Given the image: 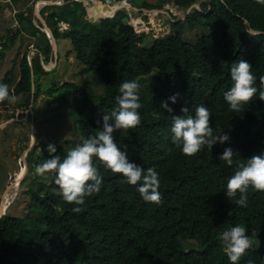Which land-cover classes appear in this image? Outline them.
<instances>
[{"label": "trees", "instance_id": "1", "mask_svg": "<svg viewBox=\"0 0 264 264\" xmlns=\"http://www.w3.org/2000/svg\"><path fill=\"white\" fill-rule=\"evenodd\" d=\"M100 1L115 4V0ZM197 3L199 9L193 7L184 19L171 15V31L149 49L143 46L147 35L138 34L124 21L128 18L125 9L110 15L99 8L104 17L91 23L88 31L79 29L71 16L86 15H78V2L71 1L51 13V19L58 17L71 24L64 35L73 44L68 55L75 52L83 70L99 77L104 91L95 95L93 86L87 85L88 93L86 88L77 90L73 83L65 85L63 88H72L61 94L47 90L48 96L66 105L79 102L78 111L90 104V98L97 99L90 104L87 118H76L75 129L82 142L102 130L104 114L118 107L122 82L136 81L141 123L117 130L114 139L122 151L126 149L130 162L157 171L163 202H145L137 190L139 185H129L122 175L96 161L102 175L100 191L87 197L82 211L76 213L72 210L75 205L63 199L53 172L51 181L25 191L32 197L25 217L6 213L0 218V264H231L219 237L237 225L245 227L249 236L255 233L252 247L237 264H264V191L250 187L246 207L236 204L239 193L233 198L225 194L237 163L264 153V101L257 93L237 112L224 100L233 83L231 65L240 59L252 66L254 86L260 88L264 0H137L133 6L150 11L173 4L189 10ZM21 14L19 20L25 18ZM184 22L197 32L193 44L182 38ZM60 34L56 32V36ZM47 44L43 51L49 54ZM37 71L46 73L41 66ZM19 74L13 93L32 97V71L26 56ZM13 76L9 70L0 83L11 86ZM40 87L36 82L35 101L42 94ZM174 95L177 100L172 103ZM162 102L177 116L182 107L194 112L196 106H206L214 135L224 132L229 141L217 142L211 149L205 146L193 156L183 154L172 143V121L161 108ZM53 144L58 155L66 156L68 145ZM229 147L238 154L232 166L220 160ZM37 156L33 168L50 158L48 152ZM52 189L58 195L49 191Z\"/></svg>", "mask_w": 264, "mask_h": 264}, {"label": "clouds", "instance_id": "2", "mask_svg": "<svg viewBox=\"0 0 264 264\" xmlns=\"http://www.w3.org/2000/svg\"><path fill=\"white\" fill-rule=\"evenodd\" d=\"M126 2L131 4L128 0H124V7ZM230 76L233 83L225 92L224 100L230 106L231 111H240L241 106L248 104L257 93L259 99L264 101V76L260 77V88L258 89L254 86L256 77L252 72V66L247 61L240 59L233 63ZM119 91L121 95L116 98L118 107L111 114H104L102 130L68 150L63 158L57 154L56 146L49 144L47 151L50 158L37 165L35 169L40 175L47 172L56 173L55 183L63 199L75 205L73 212H81L86 198L100 191L102 175L96 161L101 162L111 172L122 175L129 185H139L137 190L145 202L154 204L163 202L159 192L160 178L157 171L151 167L145 170L130 162L126 149L122 151L115 142L114 133L117 130L132 129L141 123V116L138 112V109L142 107L139 102L140 85L134 80L125 81L122 82ZM16 99V94L10 93L9 85L0 83V103L4 101L15 103ZM170 99L172 103H175L177 96L174 95ZM26 108L24 107L19 112V115L22 114L25 117V122L28 116L27 112L23 111ZM161 108L170 114L172 143L181 147L183 154L187 156L196 155L205 146L211 149L217 142L223 144L230 139L224 132L214 135V129L210 126L211 113L204 105L196 106L194 112L190 111L188 106L182 107L179 116L172 115L174 109L169 107L167 102H162ZM20 119L22 120L21 117ZM34 146L35 143L31 149ZM30 151L25 154L26 173L28 171L27 156ZM235 155L238 154L231 147L225 148L220 160L232 166ZM226 187L225 194L228 198L236 197L239 193L236 204L241 207L247 206V193L250 187L256 191H264V153L254 154L246 160L241 159L237 163V170L228 179ZM254 236L255 233L249 236L246 228L240 225L229 227L221 232L219 238L231 264H237L246 251L252 247Z\"/></svg>", "mask_w": 264, "mask_h": 264}, {"label": "rangeland", "instance_id": "3", "mask_svg": "<svg viewBox=\"0 0 264 264\" xmlns=\"http://www.w3.org/2000/svg\"><path fill=\"white\" fill-rule=\"evenodd\" d=\"M47 2H55V0H46ZM129 1V0H128ZM136 4L137 0H130ZM129 1V2H130ZM155 2V0H151ZM48 2V3H49ZM119 2V1H118ZM130 2V3H131ZM31 3V6L33 7V1H29V4ZM115 5H119L117 1L115 0ZM198 4V3H197ZM125 7H120V9L117 8V12L119 10L125 9L128 14V18H125V22L131 24L132 26L137 27V23L135 24L134 21H140L141 28H136L135 31L138 34H146L147 37L143 42V46L147 49L151 48L158 38L164 37V35L168 34L171 31V15L177 16L178 19H184L185 15L189 12L192 11V9L187 10L183 8H177L173 4H166L161 10H150V11H145L142 9H139L129 3H124ZM130 6V7H129ZM17 9V8H16ZM50 12L52 11L50 8H46L43 10L44 12ZM97 11V10H95ZM8 14L7 18L5 20H2V23H4V26L8 24L9 26H12L10 31H6V34H3L0 32V43L5 42L3 45V48L9 47L11 45L10 40H11V35L14 32V30L18 29V24L15 20L16 15L18 17V13L16 15L11 14V11ZM95 14H91L92 16L89 17H83V18H76V16L71 14L73 16L74 21L76 24H78L79 29L82 31H88L91 22V17H96L94 19L95 22H98L100 20L101 13L95 12ZM114 13H111L113 15ZM109 15V14H107ZM136 19V20H135ZM142 29V30H141ZM197 32L191 31L188 29V25L186 22L183 23L182 26V38L184 39L185 42L193 44L196 42L197 37H196ZM28 39H24L22 43L20 42L19 44L13 45L10 48H13L11 52H9V55H12L13 61L11 66L6 64L7 67H16V64H18V58L15 57V52L14 49L19 48V46L25 45L27 46V51L29 50V46L31 43L26 42ZM21 41V40H20ZM58 47H59V67L58 65L55 66L58 69H55L53 65H48L50 67H46L47 69H52L51 71H54L51 73H48L47 76H41V87L42 89V94L40 97L37 98V100H34V90L33 88V95L32 97H29V95L26 96V94H18L16 95L17 99L13 107L16 106H25L27 108H30V105L33 109L32 113L29 112L28 114V120L26 121V124L22 125L25 130H28V132L24 135L26 136L23 138L25 139V145H22L20 148H17L15 154L18 156H23L24 152H26L33 143H30L32 137V132H31V126L33 124L34 128V137H35V142L37 143V147L32 148L30 153H29V169L26 173V175L23 177L21 180L22 182L19 183V186L17 189H12L13 182L15 181V177L17 179V173L20 171V167H17V160L13 158L14 151H13V145L11 142V137L13 135V127H9V137L4 136V132L2 129H0V207L3 202V197L5 193L7 195H10V199H12V203L7 209L6 213L11 214L14 216H21L25 217L27 213V208L28 205H30L31 202V196L26 194V190L28 188H34L38 189L40 186V183H44L47 181H51L53 177V172H47L43 175L37 174L35 171V167L33 168V164L35 163V160L37 161L36 158H38L37 155L43 156L46 155L47 151V146L49 144L57 143L61 146H67L65 147L68 151L70 148L75 147L77 144L82 143L80 135L77 133L75 129V122L77 121L76 118L82 117V118H87L90 114V104L97 102V99L95 98H90V104L84 107V109H81L78 111V104L79 102H76L72 104V101H68V105L62 103V102H57L55 101L54 98H50L47 94V90L53 91L54 94H61L63 91H69L72 87L71 86H66L67 84H73L75 83L77 85V90L84 89L86 88V91L89 93L90 89L87 87V85H91L94 87V90L92 91L93 94L95 95H100L104 91V87L102 82L100 81L99 77L96 74L92 73H87L83 70L84 65L77 61L74 60V58H71V56L65 55V52L71 53L70 47H71V39L70 38H64L63 35H59L58 39ZM21 47V46H20ZM5 54V52H4ZM2 55V54H1ZM4 56V55H2ZM2 57H0V60ZM22 61V59H20ZM7 67H4V62L0 65V80L4 77V75L7 73ZM11 68V69H12ZM12 69L14 72L13 76V85L10 88V93H13V89L15 85L19 81V72L16 69ZM38 72V71H37ZM18 73V74H17ZM35 86V84H34ZM32 103V104H31ZM1 107L5 110H8L9 107L11 106L12 103H9L8 101H4L3 103H0ZM25 107V108H26ZM22 108V109H23ZM21 109V110H22ZM26 111V110H24ZM23 111V112H24ZM13 115V113L9 112H0V124L1 126H5L6 124L8 125L11 120H9ZM11 125V124H9ZM24 133V132H23ZM22 136V135H21ZM20 139V138H18ZM35 149V150H34ZM27 161H28V156H27ZM26 164V161H25ZM19 166V165H18ZM39 182V184L37 183ZM49 183V182H48ZM8 184V185H7ZM10 185V186H9ZM9 186V188H8ZM54 194L58 193L56 190H49Z\"/></svg>", "mask_w": 264, "mask_h": 264}, {"label": "crops", "instance_id": "4", "mask_svg": "<svg viewBox=\"0 0 264 264\" xmlns=\"http://www.w3.org/2000/svg\"><path fill=\"white\" fill-rule=\"evenodd\" d=\"M29 1L30 0H0V32L3 33V34H6V31H10L12 26H9V28L7 27L8 24L6 26H4V23H2V20H5L8 16V14L10 13L9 11H11V14H14L16 15L18 13V15L20 13L21 16L23 15L25 18H23V20H19V18L17 17L16 15V19L15 20L18 24V29L14 30V32L12 33V37H11V40L9 43H11V45L9 47H5L3 48V45L5 44V42H1L0 43V57H2V59L0 60V65L4 62V67H7L6 64L9 63V65L11 66L12 62L13 61V57L12 55H9V52L12 51L13 48H10L12 47V44L13 45H16V44H19L20 42L22 43V41L24 39H28L26 40V42L28 41V43H31V45L28 47L29 50L27 51V46L25 45H20L19 48L17 49H14V52H15V57H19L18 59V64H16V67L13 68L18 70V72H20V59H22L24 56L27 57L28 59V62L30 64V67H31V71H32V79H33V83H32V86L35 88L34 84L36 85V82L37 84H40V81H41V76H47L48 73H52L55 69H58L59 67V47H58V42H57V39L59 36H56V32H59L61 33V35H63V37L66 39V37L64 36L69 30H71V24L69 22H67L66 20H58L57 16L59 14H61L62 12H59L57 14V18H54V19H51V13L53 11H58L59 10V7L61 6H64L66 5L67 3L69 2H78L81 4V7L80 10L79 9V13L78 15L80 17L83 16V14L85 13L86 15L84 16L85 17H89L92 16L93 14L97 15L95 12H98L99 13V8H98V5L96 4H91L90 7L87 6V5H84L83 2L81 0H55V2H47L46 0H31L33 1V7L31 6V3L29 4ZM98 2L100 4H103L105 5L104 3H102V1L98 0ZM124 0H121L119 3H123ZM42 3L41 5L38 6V4ZM118 3V4H119ZM116 4V3H115ZM113 4V5H115ZM113 5H106V6H113ZM100 7V6H99ZM17 8V9H16ZM46 8H50L52 11H48V12H44L43 13V10H45ZM101 9V7H100ZM136 9V8H135ZM97 10V11H95ZM93 13V14H92ZM117 13V12H116ZM92 14V15H91ZM115 14V13H114ZM113 14V15H114ZM20 16V17H21ZM104 16H100V20L103 18ZM96 17H91V21L93 20V22L91 23H95L94 19ZM64 26H67L68 25V28L67 29H60V25ZM36 29V30H34ZM50 32H49V31ZM21 40V41H20ZM1 41V40H0ZM47 43L50 44V47H51V52L49 54H46L44 53L43 49L46 48V46L48 45ZM73 50V44H72V41H71V47H70V51L72 52ZM5 52V54H4ZM4 56H2V55ZM68 53L65 52V55ZM71 54V53H70ZM71 58H74V60H77L76 59V54L75 52L70 55ZM34 62L36 64L37 67H34ZM48 65H53L54 64V70L51 71L52 69H47L46 67H49L47 66ZM58 67L56 68L55 66ZM38 66H41L44 71H46V73H40V72H37V69H38ZM12 67H7V72L9 70H12L11 69ZM18 74V73H17ZM13 85L9 86L10 88L12 87ZM32 104V103H31ZM14 105V103L11 104V106H8L9 109L8 110H5L1 107V104H0V111L2 112H6V113H14L9 120H11V122L9 124L11 125H5V126H1L0 124V129L3 130L4 132V136L5 137H9V127L12 126L13 127V135H12V139H11V142H12V145H13V151H14V155H13V158L17 160V167L19 168V164H18V158L20 156H18L17 158V155L15 154L17 148H20L22 145H25V139L23 140V138H25L26 136H24L28 130H25L24 127L22 125L26 124V122L24 121L25 120V117L22 116V120L20 119V117L17 116V113L21 112L23 106H12ZM26 107V106H24ZM26 111H27V116L30 113H32L33 109L30 105V108H26ZM24 111V113L26 112ZM28 120V118H27ZM23 121V122H22ZM24 132V133H23ZM31 132H32V137H30L31 139H29L32 143L33 142V136H34V128H33V124L31 126ZM22 135V136H21ZM27 135V134H26ZM20 138V139H18ZM36 144V142H35ZM30 149V148H29ZM28 154V151L24 152V155L25 154ZM23 155V156H24ZM22 156V157H23ZM8 185V184H7ZM10 186V185H9ZM8 186V188H9ZM3 200H4V197H3Z\"/></svg>", "mask_w": 264, "mask_h": 264}, {"label": "bare ground", "instance_id": "5", "mask_svg": "<svg viewBox=\"0 0 264 264\" xmlns=\"http://www.w3.org/2000/svg\"><path fill=\"white\" fill-rule=\"evenodd\" d=\"M97 4L98 5V8H100L101 7V9H102V11L103 12H106V13H109L110 15H111V13H114V11H116V9H117V5H113V6H111V12H109L108 10H105L104 9V7L103 6H101V4L97 1V0H95V2L93 3V4ZM42 3H40V4H38V6L39 5H41ZM95 4V5H96ZM100 6V7H99ZM130 7V6H129ZM136 20V19H135ZM135 22V24L137 23V27L138 28H141V24H140V21L138 20L137 22L136 21H134ZM142 30V29H141ZM50 67V66H49ZM33 144L35 143V137L33 136V142H32ZM26 175V169L24 168L22 171H19L18 173H17V179H16V181H14L13 182V185H12V187L14 188V189H17L18 188V186H19V183L20 182H22L21 180L23 179V177ZM25 178V177H24ZM10 189V188H9ZM10 196H11V194L10 195H7V193H5V195H4V200H3V202H2V204H1V207H0V211H1V213H4V212H6L7 211V207H8V205L12 202V199L13 198H11L10 199Z\"/></svg>", "mask_w": 264, "mask_h": 264}, {"label": "water", "instance_id": "6", "mask_svg": "<svg viewBox=\"0 0 264 264\" xmlns=\"http://www.w3.org/2000/svg\"><path fill=\"white\" fill-rule=\"evenodd\" d=\"M98 1V0H97ZM83 2V4L84 5H86V2L85 1H82ZM101 6H103L104 7V9L105 10H108L109 12H111V6H106V5H103V4H101ZM123 6V3H120L119 5H117V8L118 9H120V7H122ZM193 7H196V8H198L199 9V4H195L194 6H192L190 9H192ZM190 9H189V11H190ZM156 11H158V10H156ZM117 12V9H116V11H114V13H116ZM185 18V17H184ZM142 24V23H141ZM246 25L247 26H249V22L247 21L246 22ZM49 31V30H48ZM50 32V31H49ZM253 33L255 32V31H252ZM31 150V148L28 150V151H30ZM3 215H5V212L4 213H1V211H0V218H2V216Z\"/></svg>", "mask_w": 264, "mask_h": 264}, {"label": "built area", "instance_id": "7", "mask_svg": "<svg viewBox=\"0 0 264 264\" xmlns=\"http://www.w3.org/2000/svg\"><path fill=\"white\" fill-rule=\"evenodd\" d=\"M65 25L63 26L62 23H61L60 29H63V30L67 29L68 25L67 26H65ZM0 112H2V111H0ZM17 116H20L22 118L23 115L22 114L19 115V113H17ZM25 160H26V155H24L23 157L21 156V157L18 158V164H19V167H20V171H22L25 168V166H26ZM15 180H16V177H15Z\"/></svg>", "mask_w": 264, "mask_h": 264}, {"label": "flooded vegetation", "instance_id": "8", "mask_svg": "<svg viewBox=\"0 0 264 264\" xmlns=\"http://www.w3.org/2000/svg\"><path fill=\"white\" fill-rule=\"evenodd\" d=\"M81 1H85L86 5L89 6V7H90L91 4H93L95 2V0H81ZM101 11H102V9H101Z\"/></svg>", "mask_w": 264, "mask_h": 264}]
</instances>
